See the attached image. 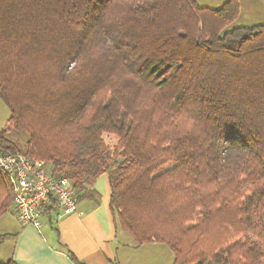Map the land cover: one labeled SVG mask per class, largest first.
Instances as JSON below:
<instances>
[{
  "label": "trees",
  "instance_id": "1",
  "mask_svg": "<svg viewBox=\"0 0 264 264\" xmlns=\"http://www.w3.org/2000/svg\"><path fill=\"white\" fill-rule=\"evenodd\" d=\"M238 10L0 0V149L43 161L77 199L106 174L118 228L172 264H264V25L226 30ZM11 198L0 171V218Z\"/></svg>",
  "mask_w": 264,
  "mask_h": 264
},
{
  "label": "crops",
  "instance_id": "2",
  "mask_svg": "<svg viewBox=\"0 0 264 264\" xmlns=\"http://www.w3.org/2000/svg\"><path fill=\"white\" fill-rule=\"evenodd\" d=\"M88 191L96 197L78 199L76 212L71 215L51 223L44 219L40 230L19 224L11 210L8 233L1 235L14 238L0 242L3 263L11 260L16 264H75L72 256L79 264H127L135 253H141L142 260L147 261V254L154 253L150 261L163 264L164 253L165 264H172L173 256L167 246H136L118 228L108 208L110 187L106 174L91 182Z\"/></svg>",
  "mask_w": 264,
  "mask_h": 264
},
{
  "label": "built area",
  "instance_id": "3",
  "mask_svg": "<svg viewBox=\"0 0 264 264\" xmlns=\"http://www.w3.org/2000/svg\"><path fill=\"white\" fill-rule=\"evenodd\" d=\"M0 171L12 189V212L19 224L40 230L50 206L55 221L76 212L78 199L71 184L49 172L43 161L0 149Z\"/></svg>",
  "mask_w": 264,
  "mask_h": 264
},
{
  "label": "rangeland",
  "instance_id": "4",
  "mask_svg": "<svg viewBox=\"0 0 264 264\" xmlns=\"http://www.w3.org/2000/svg\"><path fill=\"white\" fill-rule=\"evenodd\" d=\"M227 0H196V3L198 7L208 8V9H218L222 6L224 2ZM239 1V13L234 22L231 23L230 26L226 28V30H230L235 27H251L255 25H264V0H238ZM9 110L7 109V106L4 104L2 99L0 98V131L6 127L7 123L6 121L9 118ZM8 138L11 140H14L19 148H22L25 146V135L23 133H19L15 135L14 133H11L8 135ZM12 212H8L5 215H3L0 218V235L4 232L8 233V227H9V220L11 219ZM122 233V232H121ZM124 235L129 237V240L132 241V237L126 233L123 232ZM165 247V246H164ZM166 249V248H165ZM168 253L169 250H166ZM149 253V252H148ZM149 258L153 260L154 253H149ZM170 254H168L169 256ZM141 253H135L132 257H130L129 262L127 264H153L152 261L149 259L148 261L142 260ZM163 264H165L167 260V256L163 253ZM171 257V256H169ZM165 259V260H164ZM170 259V258H169ZM4 259L2 258L1 252H0V263L4 264Z\"/></svg>",
  "mask_w": 264,
  "mask_h": 264
}]
</instances>
